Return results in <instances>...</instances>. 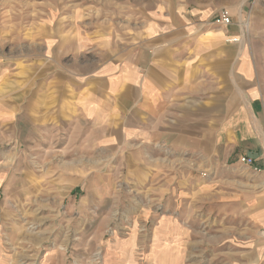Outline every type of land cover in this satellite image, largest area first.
<instances>
[{"label": "rangeland", "instance_id": "374dc122", "mask_svg": "<svg viewBox=\"0 0 264 264\" xmlns=\"http://www.w3.org/2000/svg\"><path fill=\"white\" fill-rule=\"evenodd\" d=\"M224 11L238 33L226 39L230 60L250 65L264 104V0H0V114H9V135L0 128V264H264V189L255 186L250 222L247 184L228 181L251 175L236 163L242 104L221 103L218 87L212 107L202 86L201 105L187 107H201L196 123L167 109L171 144L151 136L158 115L148 120L142 108L138 119L137 100L117 102L131 87L122 73L141 65L143 74L157 39L196 24L225 29L213 23ZM96 87L101 111L93 102L87 115L78 103ZM60 90L72 101L63 110L54 107ZM186 125L198 149L179 144ZM140 158L152 165L137 179Z\"/></svg>", "mask_w": 264, "mask_h": 264}, {"label": "crops", "instance_id": "0c3cea01", "mask_svg": "<svg viewBox=\"0 0 264 264\" xmlns=\"http://www.w3.org/2000/svg\"><path fill=\"white\" fill-rule=\"evenodd\" d=\"M229 26H225V29L220 30L205 28L203 25L196 24L190 29L189 33L183 34L179 32V34L175 36L162 35L160 39H157L159 45L157 52L144 54L143 56V74L138 73L140 72L138 69L141 68V65L139 68L136 65L127 66L124 70H127V73H122V76L124 80L129 78L131 87L127 86L124 91H122V89L119 91L120 97H118L119 95L117 96V102L121 103L123 106H127L128 102L137 100L136 103H133V106L136 105L135 113L138 119L142 116V112L139 113L142 108L148 109V112H146L148 120L158 115V121L153 126L151 136H153V138H155V136L164 137L166 138L165 140L171 144L174 137L172 136V122L170 118L166 116L167 109L170 111L172 106H176L180 109V118L177 122L181 124L183 122L185 123V121L196 123L195 121L199 120L197 117L201 119L202 116L201 107H199V112L196 111L195 114L188 113L193 109L190 110L187 107H197V105H201L202 96L200 90L202 86L208 91L209 100L207 104L212 107L218 103V87L221 89V103L233 102L242 104L237 114L239 128L236 134H233L235 136L234 146L238 145L240 150L244 151V155L254 159V163L253 166L243 165L240 159L238 161L236 160L237 166L245 169L251 175H248L244 181H239L237 177H232L228 181H233V186L237 185L236 181L247 184V195L250 200V203H248L250 211L248 218L250 222H253L257 219V196L255 186H260L261 190L264 189V104H262L258 96H254L256 92L253 88V73L250 65L247 62H241L237 66H233L230 60L231 47L226 39L230 36L238 35V33H235L236 31L234 30L230 33L228 30ZM238 31L243 32L242 27H240ZM179 37H181L180 40L178 39ZM183 37H185V39H183ZM223 41H225V43H223ZM193 42L196 43L194 44ZM198 56L206 61L205 65L198 66ZM216 56L221 58L218 62L214 60ZM225 56L227 57L226 59ZM179 58L181 59L180 61L178 60ZM138 60H140V58H138ZM201 72L204 76H207V79L203 82H200L199 74ZM119 74L118 77H120ZM216 74L219 75V83ZM71 83L72 79L70 78L65 85L69 86ZM113 85L114 86L111 87L112 89L118 88L116 87V83H113ZM66 86H64L65 89L67 88ZM234 86H238L239 88L242 87V89H240L242 93L235 96L233 90ZM243 91H246V93L243 94ZM103 92L104 90L102 91V89L96 87V89H93V95L89 100L78 103L79 107L86 110L88 109L89 112L87 115H89L90 111L93 110V108L90 109V106L95 104L97 107L100 94L104 95ZM56 93L57 97H55L54 107L63 110L64 107L71 104L72 101L70 96H61L62 90ZM76 95L79 96L80 93L76 92ZM93 102L94 104H92ZM97 109L99 112L101 111L99 107H97ZM10 112L11 111H9V113ZM58 114L59 112L57 110L55 115L52 113L51 117L53 118V116H55L53 119L59 121L60 116ZM8 116L9 114H0L1 133H3L5 137H7L6 135H9V133L5 129V126H3L5 124L7 126V121L3 122L2 118L5 120ZM46 120L47 118L45 121ZM40 122L41 124H38V126H40L39 128L41 130H44L43 116H41ZM189 128V125H186L184 128H182V126L179 127L178 132L180 133V139L178 142L180 145L198 149L199 145L194 144L200 141V137L198 134L195 135L196 133H189ZM19 131L21 133V138H27L28 131L22 126ZM22 133H25V135ZM139 155L143 156L141 151H139ZM148 165H152L151 162L147 163L145 159L140 158L138 165L136 168L134 167V173L137 175V179L142 178L145 171L149 168ZM256 167L258 170L255 169ZM255 175L259 176V182L255 181ZM172 178L173 177L169 180H174ZM230 215L234 217L238 216V214Z\"/></svg>", "mask_w": 264, "mask_h": 264}, {"label": "built area", "instance_id": "2783aa9c", "mask_svg": "<svg viewBox=\"0 0 264 264\" xmlns=\"http://www.w3.org/2000/svg\"><path fill=\"white\" fill-rule=\"evenodd\" d=\"M213 23L223 25L224 27L228 26L232 24L231 15L227 11H224L223 13L215 17ZM236 40L237 38H232V39H229L228 41H236ZM240 161L243 165L245 164V165L253 166V163H254V159L247 155H243ZM255 169L258 170L257 167Z\"/></svg>", "mask_w": 264, "mask_h": 264}]
</instances>
